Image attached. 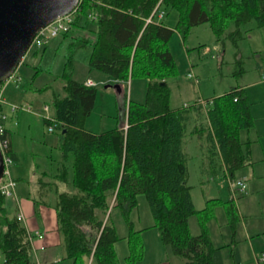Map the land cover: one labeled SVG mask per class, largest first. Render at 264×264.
Here are the masks:
<instances>
[{
    "label": "trees",
    "instance_id": "16d2710c",
    "mask_svg": "<svg viewBox=\"0 0 264 264\" xmlns=\"http://www.w3.org/2000/svg\"><path fill=\"white\" fill-rule=\"evenodd\" d=\"M78 7L74 25L91 24L93 34L80 39L82 45L92 47L89 69L119 84L125 98L131 78L146 79L147 89L144 100L127 101L122 117L126 128L93 131L86 121L94 110L99 85L75 78L74 57L66 55L60 74L63 94L53 93L54 115L43 118L59 130L57 146L63 155L59 178L65 187L57 191L54 206L64 258L72 264L91 260L121 264L115 244L122 237L107 217L115 200L129 225L126 237L131 251L126 264H139L143 245L138 237L143 229H134L130 214L144 194L153 227L184 264H225L222 246L212 242L208 221L215 215L214 206L223 204L235 233L241 215L233 197L209 198L204 207L196 208L184 142L194 118L197 122L191 132L206 134L211 170L219 173L225 168L233 178L236 170L253 163L251 140L240 139L241 130L255 124L251 101L244 88L217 95L208 106L206 123L203 108L196 102L171 107L167 78L176 73L177 65L169 41L176 31L185 39L193 26L209 23L218 41L228 38L239 47L246 31L264 26V0H81ZM159 9L165 15L176 9L175 24L166 23L164 17L158 20ZM90 13L95 17L88 18ZM7 135L14 160L17 155L9 131ZM6 202L0 192L2 264H32L30 232L16 215H9ZM194 214L199 217L198 234L189 225ZM231 254L235 264L241 262L235 245Z\"/></svg>",
    "mask_w": 264,
    "mask_h": 264
},
{
    "label": "rangeland",
    "instance_id": "374dc122",
    "mask_svg": "<svg viewBox=\"0 0 264 264\" xmlns=\"http://www.w3.org/2000/svg\"><path fill=\"white\" fill-rule=\"evenodd\" d=\"M177 15L176 9H169L165 15L166 22L174 24ZM83 24L85 23L72 26L66 35L64 33L52 38L46 45L41 47L34 45L30 48L23 59V64L21 63L16 69V74L22 77L20 85L16 86L14 82L6 84L4 105L7 114L6 123L13 130V141L19 154L10 165L14 177L27 178V175H30L32 181L35 177L33 174L35 167L44 168L49 164L48 154L53 144L58 141L59 130L56 127L53 131L49 130L50 125L45 123L43 118L54 115L53 93L63 94L60 74L67 54L71 53L74 57L75 78L81 79L88 74L92 47L82 45L80 39L92 37V32L89 29L91 24ZM246 34V37L239 41L240 48L235 47L227 38L224 46L216 39L209 23H202L193 26L185 39L176 31L169 41L177 65L176 73L167 78L171 107H182L197 103L201 99L209 100L238 85L246 87L252 102L255 125L250 129L241 130L240 139L252 141L253 163L238 169L234 177L244 180L247 185L246 189L236 191L238 197L235 203L243 217L238 220L237 229L233 233L228 224L224 205L217 203L214 206L215 215L208 221L213 244L223 245L225 264H235L231 254L233 245L240 250L241 262L238 264H258L255 252L259 254L264 248V27L249 29ZM257 44L259 46L256 47ZM236 52L243 53L241 62L237 60ZM190 72L194 77H189ZM100 73L93 70L89 74L96 77ZM104 83L107 82L101 80L98 83L95 107L86 122L89 129L97 132L120 125L129 99L144 100L146 97L147 80L144 78H131L128 81L125 89L127 99L113 86L115 83L111 82L112 85L108 87H105ZM45 86L49 87L38 89ZM9 103L30 104L31 112L22 110L12 112ZM45 104L49 105V110H44ZM201 106L204 112L202 120L205 122L206 110L203 105ZM195 122L194 118L190 121L184 147L190 155L188 181L192 185L195 206L199 209L205 206L209 198L226 200L232 195L229 189L230 176L226 174L225 169V173L217 176L211 173L207 165L206 147L204 145L196 147L198 145L196 144L194 148L189 149L194 138V132L190 131ZM125 126L126 121L123 124L124 128ZM199 135H203L202 140L198 138ZM198 136L197 143L202 141L205 145L208 144L206 134L198 133ZM23 178L17 180L19 192L26 184ZM37 193L38 191L35 192ZM6 203L9 215L12 216L16 213L13 200L8 198ZM115 203V200L112 201L109 212L112 207L113 209L107 217L109 223L115 224L118 234L122 237L116 242L115 247L120 263L126 264L125 258L131 251L128 239L125 237L128 235L129 225ZM130 220L135 230L152 227L148 235L141 234L142 231L138 237L140 240L138 243L143 245L139 264H184L183 258L175 254L170 245L164 244L161 238L156 239L154 234L158 229L153 227L154 217L144 194L139 195L138 205L131 212ZM189 225L193 234L201 231L198 215L190 216ZM246 228L252 231V236L247 234ZM1 253L0 250V256ZM2 261L0 257V264ZM93 264L97 263L94 261Z\"/></svg>",
    "mask_w": 264,
    "mask_h": 264
},
{
    "label": "crops",
    "instance_id": "0c3cea01",
    "mask_svg": "<svg viewBox=\"0 0 264 264\" xmlns=\"http://www.w3.org/2000/svg\"><path fill=\"white\" fill-rule=\"evenodd\" d=\"M164 19H165V16H164ZM176 20H177V17H176L175 21H173V22H176ZM165 22H166V20H165ZM170 25H173V24H170ZM254 28H257V27H254ZM260 28H262V27H260ZM246 33H247V31L244 34V38L247 35ZM91 35L93 36L92 33H91ZM225 41L226 40L224 38L220 42L223 43L225 46L226 45ZM263 42H264V40H263ZM257 46H259V44H257L256 47ZM238 48H240V46ZM238 57L242 58L243 53H239ZM91 71H93V70H90L88 68V74L85 77L81 78L80 80H85V82H86L87 80L90 79V80H93L95 82V84H98L101 80H103L105 82H109L108 84H112L111 82H113V81L110 78H108L107 76H105L104 74L100 73V75H96V77H94V76L89 74V73H91ZM235 88L246 89V87L241 86V85H238ZM118 91L120 92V90H118ZM246 91H247V89H246ZM215 96H217V95H215ZM215 96H213V97H215ZM213 97H211V98H213ZM45 105H48V104H45ZM251 107H252V102H251ZM48 110H49V105H48ZM22 111H27V110H22ZM27 112H31V111H27ZM251 112H252V108H251ZM206 115H207V112H206ZM252 115H253V113H252ZM51 116H53V115H51ZM44 117H46V116H44ZM253 117H254V115H253ZM207 121H208V118L206 116V121L204 123H206ZM254 121H255V117H254ZM123 124H124V121L122 120L120 125H123ZM8 131H9V134L11 137L13 150L18 157L19 154L17 153V151L15 149V144H14L13 136H12L13 130L10 126H8ZM191 133H193V132H191ZM193 134H194L193 135L194 138H193V140L191 139L193 141L192 146H190V147L188 146V147L190 149L196 144H198V145H196V147H198L199 145H201V146L204 145L206 147L207 165L210 168L209 158H208V153H207L208 144L205 145L201 141L203 138V135L198 136V133H193ZM196 135L198 136L199 139H201L200 140L201 142L197 143V141H196L197 136ZM246 140H250V139H246ZM242 141H245V140H242ZM57 143H58V141L53 144V148H51V151L48 154L49 158L47 160L49 161V164H47L44 168L41 166L35 167V171H33V174L35 177L32 179V181H31L30 175H27L28 176L27 178L15 177L17 180H20L22 178L24 180H26V184L23 186L21 192H19V188H18L19 183H18V185H17V197H11V199L13 200V204L16 208V213L18 211H21L24 214L23 224L26 226L27 230L30 233L36 234V231L39 232V234L35 235L32 238V252H31L32 264H72V260L64 258L65 252H64V247L62 245V238H61V234H60L59 227H58L57 211H56V208L54 206L57 191L62 190L65 187L59 178V169H60V165L62 164V161H63V155H62V152L57 147V145H56ZM202 148H204V147H202ZM210 171L212 174H214V176H217L221 173H225L224 170L218 171L219 173H214L211 170V168H210ZM225 171H226V174L229 175V173L227 172L226 169H225ZM236 171H235V173H236ZM189 176H190V173H189ZM234 177H235V174H234ZM41 179H43V182L40 183ZM36 180L38 182H36ZM36 191H38L37 194H35ZM16 213L13 215H16ZM240 215H241V213H240ZM241 216H240V219H241ZM111 224H113L115 226V224L113 222ZM244 226H246L245 223H244ZM151 228H152L151 226L150 227L147 226V227L142 228L143 232L141 231L142 232L141 234L148 235L150 233V231H152ZM116 229H117V227H116ZM236 229H237V225H236ZM246 231H247V234L249 236H252L251 235L252 231H250L248 228H246ZM154 235H155L156 239H160L159 231H157L156 234H154ZM237 249H238V247H237ZM238 251H239V257L241 260L240 250L238 249ZM262 252H264V248L261 249V253ZM222 253H223V250H222ZM261 253L258 254L257 252H255V258H256V256H260ZM0 257L3 260V254L2 253H1ZM223 259H224V257H223ZM93 262L94 261L91 260L89 264H93ZM258 264H264V261H262L260 263L258 262Z\"/></svg>",
    "mask_w": 264,
    "mask_h": 264
},
{
    "label": "water",
    "instance_id": "95a60500",
    "mask_svg": "<svg viewBox=\"0 0 264 264\" xmlns=\"http://www.w3.org/2000/svg\"><path fill=\"white\" fill-rule=\"evenodd\" d=\"M80 1L0 0V83L22 63L37 32L72 12ZM110 85L105 84V87ZM113 86L121 91L119 84ZM3 173L4 158L0 150V178Z\"/></svg>",
    "mask_w": 264,
    "mask_h": 264
},
{
    "label": "built area",
    "instance_id": "2783aa9c",
    "mask_svg": "<svg viewBox=\"0 0 264 264\" xmlns=\"http://www.w3.org/2000/svg\"><path fill=\"white\" fill-rule=\"evenodd\" d=\"M79 6V5H78ZM76 7L72 12L65 14L61 17H58L45 27L41 28L37 34L35 35L30 48H32L34 45L36 46H43L49 43V41L52 38L58 37L61 34H64L66 32H69L71 27L74 25V21L76 20V17L78 16V8ZM165 16V12L162 9H159L156 12V17L158 20L162 19ZM95 14L90 13L88 15V18H94ZM150 20V18L148 19ZM189 77H194L193 73H189ZM22 81V77L18 74H16V71L10 75L6 80L0 83V150L2 152L3 158H4V173L2 177L0 178V192L3 194L7 199L11 197H17V185L18 181L16 178L12 175L10 171V165L13 162V159L11 158L9 154L8 144H9V136L8 133V126H7V114L4 110V105L6 103L5 98V87L6 84L10 82H14L16 86L20 85V82ZM87 84L93 85L95 84L92 80H87ZM212 102L211 99H201L197 103L200 105H203L206 112L208 109L209 104ZM10 110L12 112H18L19 110H27L31 111L32 106L30 104H15V103H9ZM45 110H48V105L44 106ZM46 117H52V116H46ZM127 127V124L125 128ZM49 130L53 131L55 129V124H50L48 127ZM229 189L231 192V195L233 198L237 199L238 196H236L237 189H246L247 185L244 180L241 179H234L229 178ZM17 218L23 222L24 220V214L21 211H18L16 213ZM39 234L38 231H36V234L31 235V239ZM257 261L260 263L264 261V252L261 253L260 256H256Z\"/></svg>",
    "mask_w": 264,
    "mask_h": 264
}]
</instances>
